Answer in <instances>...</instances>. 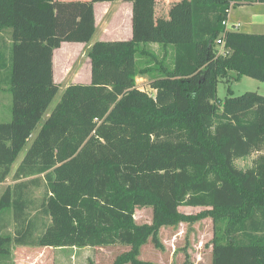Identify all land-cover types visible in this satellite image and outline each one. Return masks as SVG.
Segmentation results:
<instances>
[{
	"label": "trees",
	"instance_id": "1",
	"mask_svg": "<svg viewBox=\"0 0 264 264\" xmlns=\"http://www.w3.org/2000/svg\"><path fill=\"white\" fill-rule=\"evenodd\" d=\"M113 1L0 0V33L9 41L0 75L10 93L0 184L11 173L14 181L0 188V264H13L14 247L114 245L130 249L111 264H152L138 260L140 247L150 238L164 250L160 228L208 217L211 264H264V96L228 88L216 99L230 72L264 83V34L222 25L233 6L264 0H188L185 32L179 18L173 37H165L166 21L154 20L155 0H122L132 4V38L90 46V83L64 89L12 171L59 90L53 51L89 43L94 4ZM157 38L161 58L148 50ZM143 76L151 93L136 84ZM250 157L247 168L236 166ZM40 186L33 211L48 222L37 226L30 188ZM138 207L152 208L151 224L135 223ZM180 207L205 210L193 217Z\"/></svg>",
	"mask_w": 264,
	"mask_h": 264
},
{
	"label": "rangeland",
	"instance_id": "2",
	"mask_svg": "<svg viewBox=\"0 0 264 264\" xmlns=\"http://www.w3.org/2000/svg\"><path fill=\"white\" fill-rule=\"evenodd\" d=\"M105 8H99L96 14L97 17V30L93 34L89 41V47L87 45H76V44H64L61 52L56 53L55 67L57 79L62 81L57 94L49 104L45 114L37 124L35 130L31 133L25 147L19 153L16 162L13 167L16 166L27 149L29 148L32 140L37 134L38 130L44 123L48 114L53 110L56 104L59 102L61 95L64 91L65 84L72 79L74 71L79 69L82 74L83 68L89 64L88 50L90 46L97 42L103 41L101 32H105L106 36L113 37L112 34L115 32H124L126 9L124 2L121 0H114L111 3H107ZM170 6L169 16L165 24H167V30L169 35L174 36V33L178 28H173V24L178 22L180 18V30L181 34L185 32L186 17L188 16V0H168ZM161 14L158 12L157 19L159 20ZM230 20L232 23L240 24L239 31H249L246 26H251L252 29L249 33L264 34V4L257 5H235L231 8ZM160 21V20H159ZM161 25V24H160ZM159 25V26H160ZM183 35L181 38H183ZM178 38V37H175ZM70 47V49L68 48ZM160 39L157 38L153 44L148 45V50L153 52L161 58ZM73 71V72H72ZM2 74L0 75V87L4 86L1 80ZM147 78L138 77L136 84L139 88L150 92L147 87ZM230 88L232 96H239L245 92H255L261 96H264V83L258 80L252 79L247 76H237L235 73L230 72L226 79L219 81L216 90L217 103H221L226 97H228L227 89ZM2 89V88H0ZM151 93V92H150ZM7 104L10 105V93L8 90L5 95ZM6 108V107H4ZM254 157V156H253ZM253 157L244 160H237L236 166L240 169H245L250 165V161ZM12 167V168H13ZM14 169V168H13ZM12 169V170H13ZM12 173L8 176L4 183L0 184L1 190L6 186L13 185L14 181L11 178ZM43 197V187L30 188V199H31V210L30 215L34 217L36 225L41 226L44 222H48V219L37 211V215L34 214V209H39L41 198ZM205 208H186L180 207L179 213L185 216H198L203 212ZM33 211V212H32ZM9 219V218H8ZM134 221L136 224H151L152 221V208L150 207H138L135 210ZM12 221L6 220L4 232L11 233L13 231ZM38 228V227H37ZM40 229V228H38ZM175 231L178 233V249L174 256H169L164 250L156 248L151 239L140 247L138 260L141 262H149L152 264H171L166 263L167 259H172V264H211V252H209L210 240L212 239V221L208 218H202L192 223L180 222L176 227ZM7 232V233H8ZM170 239L171 234L168 230L161 233V237L158 233L159 242L162 244V239ZM199 246L196 251V247ZM129 247L122 245H114L107 247H66V248H13V264H111L116 256L124 254L129 251ZM199 255V256H198Z\"/></svg>",
	"mask_w": 264,
	"mask_h": 264
},
{
	"label": "crops",
	"instance_id": "3",
	"mask_svg": "<svg viewBox=\"0 0 264 264\" xmlns=\"http://www.w3.org/2000/svg\"><path fill=\"white\" fill-rule=\"evenodd\" d=\"M124 3H125L124 4L125 9H126L124 32H120V33L115 32L114 34H112L113 37L106 36L105 32H101V36H103V41H128L132 38V4L129 2H124ZM107 5H109V4H107V3H96V4H94L95 32H96L97 27H98L97 26V17H96L97 11L99 8H105ZM253 5H257V4H253ZM170 6H173V4H168V0H155V3H154V20L155 21L160 20L161 22L164 23L167 20L166 19L167 16H169V10H170L169 7ZM158 12L161 14V17L159 20L157 19ZM230 12H231V9L229 11L228 23L234 24L230 20ZM246 27L249 31H246L244 33H249V32H251V30H254L251 28V26H249V27L246 26ZM165 37H169L168 32L166 33ZM64 44H68V43H62L59 49L53 51V56H52L53 81L59 85L62 84V81L57 79L58 72L56 71V67H55V57H56L57 52H61L62 46ZM69 44H76V43H69ZM8 45H9V41H8L7 35H3L2 33H0V55L4 56L6 59H8V55H9ZM76 45H83V46L87 45V47H89V43H87V44L77 43ZM68 48L70 49L69 46H68ZM90 79H91V77H90V61H89V64L87 65V67L85 66L83 68L82 74L80 73L79 69H77L76 71L73 72L72 79L67 84L64 83L65 88L70 84H89ZM0 88H2V89H0V121H1V120L10 119V114H9V106L10 105H9V103L7 104V99L5 97L6 91L4 90V87L2 86ZM4 107H6V108H4ZM15 167L16 166H14L13 168L15 169ZM14 169L12 171H14ZM191 208H200V207H191ZM165 230L169 231V234H171V238L170 239H165V238L162 239L163 240L162 241L163 248H164L163 252L164 253L167 252L169 256H174V254L176 253V249H178V238H179L178 233H177V231H175V227H162L159 230V236L160 237H161V233ZM195 249H196V251L198 249L197 253L199 254V246H197ZM209 252H211L210 246H209ZM166 263L172 264V259H167ZM193 263L196 264L197 262L194 260Z\"/></svg>",
	"mask_w": 264,
	"mask_h": 264
},
{
	"label": "built area",
	"instance_id": "4",
	"mask_svg": "<svg viewBox=\"0 0 264 264\" xmlns=\"http://www.w3.org/2000/svg\"><path fill=\"white\" fill-rule=\"evenodd\" d=\"M230 11V10H229ZM229 11H228V16H229ZM222 25L224 26L225 28V31L226 30H239V27H240V24L236 23V24H230L228 23V18L226 21H224L222 23ZM223 38H224V33H222L220 35V37L217 38V40L215 41V46H216V49H217V54H221L223 53Z\"/></svg>",
	"mask_w": 264,
	"mask_h": 264
}]
</instances>
